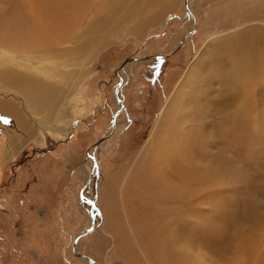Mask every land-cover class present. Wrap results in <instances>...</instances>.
I'll use <instances>...</instances> for the list:
<instances>
[{
	"label": "rangeland",
	"instance_id": "1",
	"mask_svg": "<svg viewBox=\"0 0 264 264\" xmlns=\"http://www.w3.org/2000/svg\"><path fill=\"white\" fill-rule=\"evenodd\" d=\"M20 1L0 0V13L20 9ZM154 1L135 8L125 1L116 27L58 53L77 74L51 122H42V111L26 136L0 120V264H88L74 242L95 219L78 251L97 264H264V61L247 68L237 56L234 68L227 44L264 34V0H191L193 15L186 0ZM0 92V101L22 108L10 90ZM175 96L164 128L169 135L179 128L170 141L179 148L183 140L190 153L180 160L170 151L163 170L162 150L139 152ZM194 103L201 121L191 120ZM39 148L50 151L35 154ZM167 185L170 202L182 204L161 203Z\"/></svg>",
	"mask_w": 264,
	"mask_h": 264
},
{
	"label": "bare ground",
	"instance_id": "2",
	"mask_svg": "<svg viewBox=\"0 0 264 264\" xmlns=\"http://www.w3.org/2000/svg\"><path fill=\"white\" fill-rule=\"evenodd\" d=\"M125 1H127L128 4V6L126 5L127 8L137 7L136 3L139 5L141 2H148V4L151 5L155 2L154 0H21L20 9L14 10L11 13H0V66H5L4 69L0 70V87H5L10 90L12 92L11 95L14 96L13 99H15V97L17 100L20 99V103L22 104L21 108L16 102L0 101V114L7 118L8 123L16 129V133L26 136L31 135L32 125L30 121H37V116L41 115L42 111L45 112L44 116H41V120H43L42 122L49 123V121H52V112L56 109L60 95L71 87L72 82L69 81V79L74 78L77 74L75 69L69 70L67 64L63 60L58 61V53L68 49L69 53V51H71V46H65L66 44H69L71 41L73 42L79 38H84L86 35L94 33L99 28L102 29L106 26L116 27L117 22L119 21L118 13H120L118 12V7L123 6ZM190 2L191 0H188L187 7L189 13L193 15L191 13V9L189 8ZM92 4H94V6L96 5L97 12L94 16H92V20L85 25L83 29H79L82 27L84 18L89 16V9ZM249 37L250 39H248V42L246 43L239 38L237 40H233L231 37L228 39L227 44H230L232 49L231 57L233 63L235 64L234 68L240 67L241 62L237 60V56L245 58L247 68H249V66L254 67L255 64L264 61V34H260L259 31L253 30L249 33ZM97 41L103 44L106 42V37L98 39ZM225 41L222 43L223 45L226 44ZM72 50L74 51V49ZM134 58L136 57H131V60L126 62L123 66H126L127 64L130 65V63L134 62ZM138 59L140 60V58ZM189 80H191V77L187 74V77L182 81L180 87H178V94L180 89L182 90L188 85ZM124 83L125 80H123L122 83L123 87ZM61 85L63 86L61 87ZM119 89L120 88L118 86L115 95L122 104L123 97ZM7 95L5 94V96ZM177 98L178 97L175 96L171 99L166 110L163 112L162 117H160V120L151 132L146 145L139 152V154H150L153 151L157 152L158 150H162L159 156L160 161L163 162L164 165L163 170L169 168L167 166V161L170 158V151L176 150V158L179 156L180 160L182 159V155L185 156L187 153H190L189 151H186L183 140L179 146V148L182 147L181 149L178 148L176 140L170 141V138L172 139L177 136V139L179 140V128L171 135H169L170 133L167 134L170 127L164 128V124L170 117L172 108L174 107ZM8 100L12 99L9 98ZM197 106L198 105L194 103V115L191 119L193 121H201L204 117L202 115L203 113L199 112L198 114H195L196 110L199 109ZM185 118V112H183L179 117V122L183 123ZM114 125L112 127H114ZM66 131L71 132V127L66 128ZM181 133H183L182 130ZM165 135L168 138H166ZM104 138H106V136H104L103 139ZM185 138L187 140V137H184V139ZM96 153L97 150L93 149L89 155L91 163L93 164L94 161H96ZM178 164L179 163L177 162L176 165ZM180 166L181 165H178L177 167ZM90 170L91 169H89L88 172L92 171L91 175H94L98 170V164L96 170ZM175 174L178 175L177 179L179 180L183 177L180 173ZM187 174L193 175L194 173L189 170ZM182 180H185V176ZM193 180L194 178L192 181ZM171 187V185H167L166 188H160L159 192L161 197H164V199L166 198L161 203L167 204L168 206L170 203L178 201L181 203V200H183L177 198L172 199L173 202H170L171 197H169V193ZM187 199L190 201V204H188L187 207H193V202H195L196 198L189 195L187 196ZM178 208L181 207L178 206ZM94 209V211H96L95 213L100 211L96 208V204ZM176 213L178 214V211ZM95 223H93V228H95ZM86 235H88V233ZM84 236H81L80 239ZM74 252L78 258L84 260L86 259L79 255L81 253L78 251V244L76 245Z\"/></svg>",
	"mask_w": 264,
	"mask_h": 264
},
{
	"label": "water",
	"instance_id": "3",
	"mask_svg": "<svg viewBox=\"0 0 264 264\" xmlns=\"http://www.w3.org/2000/svg\"><path fill=\"white\" fill-rule=\"evenodd\" d=\"M188 3V0H186V4ZM188 5V4H187ZM129 60H131V57L130 58H128V59H126L125 61H124V64L126 63V62H128ZM116 116L114 117V119H113V123H115L116 121ZM114 125V124H113ZM103 139V138H102ZM102 139L100 140V141H102ZM50 151V149H48V148H44V149H34L33 150V152L35 153V154H41V155H43V154H46L47 152H49ZM89 155V154H88ZM92 175L89 177V179H88V181H87V184H89L90 183V181H91V179H92ZM90 203L92 204V206L95 208V201L92 199L91 201H90ZM93 213V212H92ZM93 216L95 217L96 216V213H93ZM93 227H94V224H92V226L88 229V230H86V231H84V232H82L76 239H75V242H74V249H75V247H76V245L78 244V241H79V239H80V237L81 236H84V235H86L87 233H89L92 229H93ZM81 257H84V258H86L87 260H88V263L89 264H96V261L92 258V257H90V256H87V255H84V254H79Z\"/></svg>",
	"mask_w": 264,
	"mask_h": 264
},
{
	"label": "snow or ice",
	"instance_id": "4",
	"mask_svg": "<svg viewBox=\"0 0 264 264\" xmlns=\"http://www.w3.org/2000/svg\"><path fill=\"white\" fill-rule=\"evenodd\" d=\"M0 120H3V122H5V123L8 122L7 118H5V117H0Z\"/></svg>",
	"mask_w": 264,
	"mask_h": 264
}]
</instances>
